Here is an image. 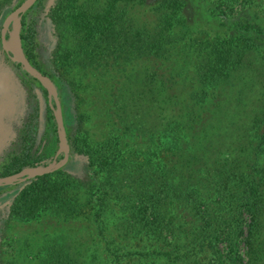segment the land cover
Instances as JSON below:
<instances>
[{
  "label": "trees",
  "instance_id": "16d2710c",
  "mask_svg": "<svg viewBox=\"0 0 264 264\" xmlns=\"http://www.w3.org/2000/svg\"><path fill=\"white\" fill-rule=\"evenodd\" d=\"M23 1L0 0V29ZM41 1L19 17L39 72L26 16ZM191 1L216 21L207 40L193 38L199 25L185 0H57L48 9L60 76L49 75L74 98L84 131L67 140L87 166L80 177L62 168L18 184L7 215L86 214L97 238L81 235L80 261L53 239L48 264H264V0ZM235 4L239 13L224 10ZM129 62L148 68L132 73ZM35 123L0 177L39 165L28 153ZM141 136L143 149L132 152Z\"/></svg>",
  "mask_w": 264,
  "mask_h": 264
},
{
  "label": "rangeland",
  "instance_id": "374dc122",
  "mask_svg": "<svg viewBox=\"0 0 264 264\" xmlns=\"http://www.w3.org/2000/svg\"><path fill=\"white\" fill-rule=\"evenodd\" d=\"M56 1L57 0H42L40 4L35 5V7L28 12L26 20L34 22L36 29L35 45L37 47L35 50L36 64L41 70L40 73L51 81L56 90L57 99L59 101L61 110L63 127L67 139L69 137L77 136L84 130L83 127H80V130L79 126L77 127V124L74 122L76 112H78L74 109V98L65 87L62 88V86H59V84L54 81L53 76L51 77L49 75L54 73V76H60L59 70H56L55 66L52 64L55 60L52 54H56L59 32L45 18L48 9L52 4H55ZM185 1L188 4V8L186 9V15L188 16V19L190 21L197 22L195 25H199V28H197L198 30L193 32V38L199 41L207 40L212 36L214 33L213 31L217 29L215 25V19L211 18L212 16L210 9L207 7L203 9L200 8L202 4L201 1L200 3H197V1H194L193 3L191 0ZM152 2H155V0H147V3ZM244 2L246 3V7H251L249 5L252 4L253 0H241L242 4ZM224 10L226 12L232 10L234 14H236L240 11V5L235 4L229 7L224 6ZM206 11L208 13H205ZM144 15L148 16L146 12H144ZM229 18L230 17L221 16L218 19L220 21L227 22V20L229 21ZM210 24H214L212 25L213 27H211ZM15 28L17 29L18 45L24 54L20 39V18L17 20V23L14 24V29ZM11 29L12 27L9 28V32H11ZM13 37L14 35L12 36L11 41H14ZM11 45L16 47L15 41L14 43L11 42ZM133 64V62L125 64L127 70L133 69L132 73H135L139 70L143 75L146 71L145 69L148 68L145 65L139 64L135 67ZM103 82L104 80L102 83ZM107 82L111 83L109 81ZM57 87L59 88L60 92L57 91ZM226 95V93H223L222 97H225ZM52 104L54 105V103ZM48 107L47 94L44 93L43 87L40 85V83L25 73L23 69L17 67V64L13 63L9 59L8 55L5 54L1 49L0 173L4 171V167L9 163L10 159L19 154L22 148L21 143L23 142V133L30 128L29 124L32 120V117L34 116L36 117L35 144L28 153L33 158V161H39V165L35 168L46 167L53 163H57L62 159L63 153L58 139V132L56 130V126L54 129L51 125L52 120L47 109ZM143 142L142 136L140 138H136V140L133 138L130 144L133 143L134 145L136 143L140 145V147L135 146L133 149H131V151L134 152L135 149L142 150V146H144ZM86 166L85 160L81 158V156L71 153L69 147L68 161L62 168H65L64 170L67 173H70L75 177H80L81 174L85 172ZM18 184L22 183H17L7 187H0V264H48L50 260L47 258V251L58 240L60 242L56 244L57 248H59L60 244L61 246L64 245L63 247L67 246L66 244L62 243L63 240L68 243L70 248L72 247L75 250H72L71 252L67 246L66 252H70V254L73 253V259L76 257L79 261L82 260L84 252L83 245L80 244L82 242L80 237L81 235L83 236L85 234L89 235V229L87 230L83 220V218L86 217V214L80 215L73 221L67 222L65 220L55 219V216H50L48 214L47 217H44L42 214V216L40 215L37 219L30 221H19L13 218L10 219V217L7 215V207L19 190L20 186H18ZM54 225H59L62 227L69 226L70 229L68 228L63 230L59 229V227L58 229H55ZM46 226L48 227L46 228ZM54 230H59V233L58 231L54 232ZM51 231H53V234ZM69 234L72 237L67 240L66 237ZM39 235L42 236L40 240L37 239ZM90 237L91 239H97L96 236H93V238L92 236ZM64 238L66 240H64ZM53 239H56V241L54 242ZM75 239L76 242L74 241Z\"/></svg>",
  "mask_w": 264,
  "mask_h": 264
},
{
  "label": "water",
  "instance_id": "95a60500",
  "mask_svg": "<svg viewBox=\"0 0 264 264\" xmlns=\"http://www.w3.org/2000/svg\"><path fill=\"white\" fill-rule=\"evenodd\" d=\"M36 1L37 0H25L18 8L7 15L0 29V44L2 51L8 55L9 59L13 63L19 64L25 71V73H27L30 77L36 79L46 91L48 105L52 110L56 123V130L58 132V139L60 142L63 157L59 162L53 163L46 167L23 169L17 174L2 177L0 178V187H7L17 183H23L36 177L51 174L61 169L67 163L69 157V147L63 127L60 105L54 86L46 76L42 75L28 62L19 45H17V48L15 49L10 44V35L13 32L15 21H17L23 13L29 10L36 3ZM10 27H12L11 32H9ZM8 33L9 39L7 40L6 35ZM52 103H54V105Z\"/></svg>",
  "mask_w": 264,
  "mask_h": 264
},
{
  "label": "bare ground",
  "instance_id": "6f19581e",
  "mask_svg": "<svg viewBox=\"0 0 264 264\" xmlns=\"http://www.w3.org/2000/svg\"><path fill=\"white\" fill-rule=\"evenodd\" d=\"M16 23H17V21H15L14 24H16ZM13 35H14L13 39H14V41L16 43V45H15L16 47H14L12 45L11 46L16 49L17 48V45H18V36H17V29L16 28L13 30V33L10 35V41H11V38H12ZM14 41L12 40L11 42L14 43ZM11 42H10V44H11Z\"/></svg>",
  "mask_w": 264,
  "mask_h": 264
}]
</instances>
